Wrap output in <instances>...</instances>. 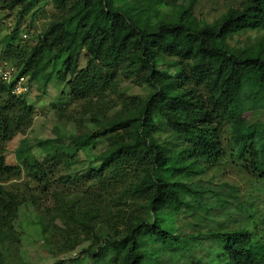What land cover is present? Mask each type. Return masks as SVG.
Here are the masks:
<instances>
[{
	"label": "trees",
	"instance_id": "obj_1",
	"mask_svg": "<svg viewBox=\"0 0 264 264\" xmlns=\"http://www.w3.org/2000/svg\"><path fill=\"white\" fill-rule=\"evenodd\" d=\"M0 2V25L13 15V26L0 41V73L5 65L15 70L8 82L0 77V181L23 172L32 181L48 184L53 169L62 164L66 174L57 180L74 191L54 194V213L65 226L86 230L90 219L108 216L102 203L79 202L81 195L99 196L89 182L104 171L121 181L131 170L134 175L121 185V195L123 191L128 196V205L137 203L144 218L125 228L121 237L107 239L91 264H100L106 247L108 264H164L161 256L171 258V264H264V121L256 118L264 116V44L255 50L247 47L237 57L226 42L244 31L264 30V0H247L213 24L198 26L184 23L186 10L172 21L160 18L159 0H54V9L64 13L33 45L25 44L22 27L36 0ZM65 5L69 7L63 11ZM81 51L89 55L88 62L98 61L108 70L96 72L89 65L78 70ZM60 58L53 78L67 85L74 101H86L87 106L91 97L111 88L117 72L151 92L133 109L122 102L117 114L96 109L101 119L90 120L91 131L65 138L74 150L55 132L53 139L36 143L45 152L41 161L21 141L15 164L6 165L4 144L30 124L33 113L24 100L26 83L23 94L13 92L15 83L26 77L43 86ZM166 62L168 70L159 69ZM155 130L172 138V149L152 141ZM99 139H105L107 147L97 157V170L78 171L72 166L74 155ZM225 168L252 178L254 187L248 186L243 201L231 191L233 201L224 202L212 190L191 188L192 179ZM17 208L15 197L0 187V236L9 241ZM214 214L224 217L221 224L196 223L192 233H177V218L212 222ZM165 218L175 219L164 223ZM146 240L162 246L159 253Z\"/></svg>",
	"mask_w": 264,
	"mask_h": 264
},
{
	"label": "rangeland",
	"instance_id": "obj_2",
	"mask_svg": "<svg viewBox=\"0 0 264 264\" xmlns=\"http://www.w3.org/2000/svg\"><path fill=\"white\" fill-rule=\"evenodd\" d=\"M119 1L122 4L126 2V0ZM246 1L159 0L156 9L159 12L160 18L169 21L174 20L176 15L178 16L182 11L186 10L187 16H184V23L198 26L201 22L213 24L228 9H239ZM68 7L69 5H65L63 11ZM36 10L37 14L32 17L31 14L35 13ZM63 13L54 9V0H36L32 11L24 18L22 29L27 33L26 40L28 39L25 41V44L33 45L37 36L50 23L62 16ZM12 17L13 15L7 21L5 20L4 24L0 25V41L12 28ZM21 38L23 39V37ZM226 42L234 50L236 56L239 57L247 47L254 49L261 43L264 44V30L244 31L231 36ZM61 60L62 58L58 59V63L54 64V68L48 70V73L55 71L51 74L52 77L45 78L43 86H40L38 81L28 82L26 81V77L23 79V84L26 83L28 88L24 100L31 106L33 113L30 124L22 127L21 131L15 133L4 144L2 155L6 165L15 164L14 153L21 141H26L31 147V154L35 159L41 161L45 157V152L37 147V142L53 139L56 134L55 132H57L62 142L69 144L65 139L67 136H76L80 132H89L93 129V124L90 123V120L101 119V116L95 113L96 109L100 108V111L104 115L117 114L122 102L127 106V109H133L134 106H138L139 100L145 94L151 92L146 87H139L131 81H125L120 73L117 72L116 78L111 82V88L105 89L103 96L91 97L90 102L92 104L87 106L86 101H74L69 95L67 85L53 78ZM88 60L89 55L85 51H81L77 57V69H84L89 65L92 68L94 67L96 72L104 73L105 70H108L98 61L88 62ZM4 68V70L9 72V79L13 77L12 70L14 68L6 65ZM167 68V62L159 67V69L165 71L168 70ZM47 69L48 67L46 66L43 74L47 73ZM9 79L5 81L8 82ZM256 118L260 122L264 121V116L260 113L257 114ZM156 120L158 119L156 118ZM151 137L152 141L162 142L165 145L164 147L172 149V138H169L167 135L155 130ZM106 147L107 142L105 139L88 143L76 152L72 159V166L80 172H84L90 168L93 171L97 170L99 164L97 157ZM70 148L72 150L75 149L71 145ZM160 154L162 153L160 152ZM52 173L48 177V184L32 181L23 172H20L18 176L0 181V187L10 192L18 202V208L11 221V226L13 227L12 233L14 234L13 241L0 236V264H91L92 255L96 252L97 248L106 244L107 239L121 237L125 233V228L135 227L139 223V220L144 218L140 213V209L138 210L137 203L128 205L126 199L128 196H123V191L121 195L120 191L121 185L127 183L134 173L128 170L129 175L120 181V178L111 179L108 171H104L97 176V179L89 182L93 186V193H99V196L95 197L92 194L87 199V196L81 195L78 200L86 204L93 203L100 205L102 203L101 209L106 212L105 215L108 214L107 218L90 219L91 223L86 230L77 226H72V228L65 226L60 221L62 218H56V214L54 213L53 208L56 206L54 194L66 196L69 192L66 189L70 190V193H73L74 189L72 186L65 188L57 180L59 176L66 174L62 164L57 169H53ZM252 184V178L250 179L242 174L235 175L233 170L227 168L223 170H209L202 177L198 179L194 178L190 181L192 189L197 191L212 190V192L217 193L218 200L224 202L227 200L233 201L231 197H228L229 191L238 194L239 200L243 201L242 196L248 194V186L249 189L250 186L254 187ZM110 186H112L111 190L109 189ZM82 193L89 194L90 192L83 191ZM212 196L210 195V198ZM119 201L122 203L119 204ZM173 219L165 218L164 223H168ZM210 219L207 218L202 221L201 218H177L174 225L176 228H180L177 229V233L185 236L194 231L193 225L196 223L202 224L207 222L209 225L212 223L213 225H219L224 220V217L222 218L214 214L212 222L209 221ZM205 228L208 229V227ZM144 242L154 252L157 251L159 253L161 250L162 246L160 245L149 244L147 240ZM108 259L109 249L106 247L100 264H108L106 262ZM170 260L171 258L166 256L159 258V261L164 264H171ZM179 264H183V260Z\"/></svg>",
	"mask_w": 264,
	"mask_h": 264
},
{
	"label": "built area",
	"instance_id": "obj_3",
	"mask_svg": "<svg viewBox=\"0 0 264 264\" xmlns=\"http://www.w3.org/2000/svg\"><path fill=\"white\" fill-rule=\"evenodd\" d=\"M1 15V11H0ZM0 77L3 81L9 79V72H1ZM13 92L16 94H23L26 92V87L23 84V78H18L17 82L14 85Z\"/></svg>",
	"mask_w": 264,
	"mask_h": 264
}]
</instances>
